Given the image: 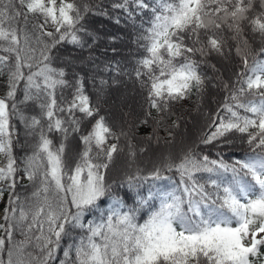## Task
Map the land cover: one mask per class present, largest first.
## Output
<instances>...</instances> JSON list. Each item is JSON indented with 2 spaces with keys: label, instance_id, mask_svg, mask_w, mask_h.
Returning a JSON list of instances; mask_svg holds the SVG:
<instances>
[{
  "label": "snow or ice",
  "instance_id": "obj_1",
  "mask_svg": "<svg viewBox=\"0 0 264 264\" xmlns=\"http://www.w3.org/2000/svg\"><path fill=\"white\" fill-rule=\"evenodd\" d=\"M111 8L130 20L151 14L136 41L144 51L134 69L146 93L141 124L160 126L174 105L203 93L201 65L234 50L239 67L199 144L238 138L250 154L233 163L192 148L165 157L119 184L136 193L129 206L106 179L127 134L100 115L82 79L70 84L53 63L58 46L83 48L86 36L95 43L86 20L107 11L92 0H0V198L8 193L0 264H264V0H113ZM74 137L81 147L70 160ZM164 170L179 176L169 190L154 183L170 179ZM24 179L33 190L22 198Z\"/></svg>",
  "mask_w": 264,
  "mask_h": 264
},
{
  "label": "trees",
  "instance_id": "obj_2",
  "mask_svg": "<svg viewBox=\"0 0 264 264\" xmlns=\"http://www.w3.org/2000/svg\"><path fill=\"white\" fill-rule=\"evenodd\" d=\"M92 2L102 4L103 10L108 13L107 15H90L86 20L88 31L97 37L95 43H92L91 37L86 36L83 48L71 44L58 46V50H54L53 63L56 67L65 70V79L70 84H74L76 79H82L85 94L89 96L92 104L99 107L100 115L106 117L117 134L121 131L127 134L121 136L119 145L122 151L115 155L106 179L114 185L115 192L124 198L129 206L135 204L136 193L130 192L127 186L119 187V184L128 175H134L137 170H140L141 175L147 176L157 166L162 165L165 157L178 160L185 151L192 148L212 159L223 158L228 163H233L236 159H244L250 154L248 145L238 138L233 143L220 147L199 144V138L207 129L212 115L224 103L226 92L223 89V83L231 82L234 72L239 67L240 60L234 50L226 58L213 54L207 57V63L201 65V71L206 77V87L203 93L193 94L189 99L174 105L172 114L160 126H156L152 119H149L147 124H141L140 120L145 118L147 108L146 93L136 81L134 69L137 66V60L144 55V51L136 41L142 31L141 24L145 23L151 14L144 13L130 20L121 11L111 8L113 0H92ZM117 19L119 23H116ZM196 58L199 60V55ZM116 67L120 69L119 74L115 70ZM99 76H102L103 81L106 82L100 83L104 91H111L119 82L134 84L137 94L141 97L139 107L137 105V107L124 109L121 120L110 115L111 111L98 101L94 85L86 78L88 77L91 81L92 78H99ZM4 79L5 77H0V95L5 91ZM72 91V88H66L64 95L70 98ZM198 119H201L200 126L199 124L193 126ZM173 121H177L178 127L173 125ZM89 127L90 125L86 122L83 130L86 131ZM21 139L23 140V137ZM53 139L58 143L60 137L58 134H53ZM129 143L135 152L134 157L129 156ZM80 147L78 137L70 138L67 148L70 160L75 157ZM141 149L144 150L141 151ZM15 153L20 157L23 155V150L18 147ZM164 175L170 179L154 182L158 187L169 190L173 182L179 183V176L175 171L164 170ZM198 176L202 177V180L207 178L206 174H198ZM152 183L153 181L145 183L139 192L146 195ZM32 190L26 179L20 181L16 187V192L22 198L29 195ZM3 198L7 204V192L4 193ZM6 204H0V211H3ZM106 208L107 202L101 205V211ZM2 222L3 220L0 219V223ZM57 256L60 259L63 258L62 250L57 252ZM53 264H58V261H54Z\"/></svg>",
  "mask_w": 264,
  "mask_h": 264
},
{
  "label": "rangeland",
  "instance_id": "obj_3",
  "mask_svg": "<svg viewBox=\"0 0 264 264\" xmlns=\"http://www.w3.org/2000/svg\"><path fill=\"white\" fill-rule=\"evenodd\" d=\"M219 66V65H218ZM77 78V77H75ZM87 81L94 85V89L96 90V98L98 101L102 102L108 110L111 111L110 115L116 117L118 120L122 119L124 109L134 107L141 104V97L137 94L136 87L134 84L128 83H117L115 88L111 89V91H104L100 85L101 81H103V77L99 76V78H92L89 81L88 77ZM201 119L195 121V125L199 124L200 126ZM23 181V180H21ZM6 204V200L4 198H0V204ZM3 211H0V217L2 216Z\"/></svg>",
  "mask_w": 264,
  "mask_h": 264
}]
</instances>
